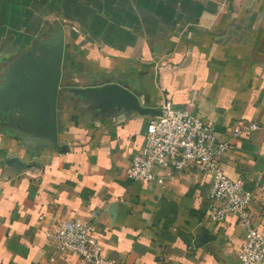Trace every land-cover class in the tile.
Returning <instances> with one entry per match:
<instances>
[{
	"label": "crops",
	"instance_id": "0c3cea01",
	"mask_svg": "<svg viewBox=\"0 0 264 264\" xmlns=\"http://www.w3.org/2000/svg\"><path fill=\"white\" fill-rule=\"evenodd\" d=\"M57 23V127L67 150L17 135L0 113V264H78L46 228L94 213L102 255L118 264H241L236 218L205 217L211 177L188 172L164 187L130 180L153 118L71 90L118 84L145 108L168 101L210 122L231 145L223 166L254 193L262 229L264 0H0V91L12 63ZM249 124L259 129L237 133Z\"/></svg>",
	"mask_w": 264,
	"mask_h": 264
},
{
	"label": "built area",
	"instance_id": "2783aa9c",
	"mask_svg": "<svg viewBox=\"0 0 264 264\" xmlns=\"http://www.w3.org/2000/svg\"><path fill=\"white\" fill-rule=\"evenodd\" d=\"M160 110L162 116L154 117L147 126L144 145L127 168V177L162 187L188 172L211 177L206 219L218 225L236 218L245 241L237 254L241 264H264V227L255 225L251 212L255 195L244 188L241 180L230 178L223 166L230 143L220 138L210 122L190 111L176 109L171 102H163ZM258 129L256 124L242 125L237 133ZM99 217L94 213L88 220L56 219L46 232L56 250L76 256L78 264H118L102 255L96 237Z\"/></svg>",
	"mask_w": 264,
	"mask_h": 264
},
{
	"label": "water",
	"instance_id": "95a60500",
	"mask_svg": "<svg viewBox=\"0 0 264 264\" xmlns=\"http://www.w3.org/2000/svg\"><path fill=\"white\" fill-rule=\"evenodd\" d=\"M64 57L65 32L57 23L52 32L37 37L31 48L22 53L4 75L0 113L17 135L42 138L48 145L65 152L67 147L60 146L57 127V101ZM71 91L87 101L99 103L101 107H115L152 118L162 116L160 109L145 108L140 97L118 84ZM115 208L113 206L111 211Z\"/></svg>",
	"mask_w": 264,
	"mask_h": 264
},
{
	"label": "rangeland",
	"instance_id": "374dc122",
	"mask_svg": "<svg viewBox=\"0 0 264 264\" xmlns=\"http://www.w3.org/2000/svg\"><path fill=\"white\" fill-rule=\"evenodd\" d=\"M52 28V26L50 27V29ZM48 29V28H47ZM70 30V27L68 28Z\"/></svg>",
	"mask_w": 264,
	"mask_h": 264
},
{
	"label": "flooded vegetation",
	"instance_id": "af4514ba",
	"mask_svg": "<svg viewBox=\"0 0 264 264\" xmlns=\"http://www.w3.org/2000/svg\"><path fill=\"white\" fill-rule=\"evenodd\" d=\"M45 37H47V36H44L43 38H45ZM33 44V43H32Z\"/></svg>",
	"mask_w": 264,
	"mask_h": 264
}]
</instances>
